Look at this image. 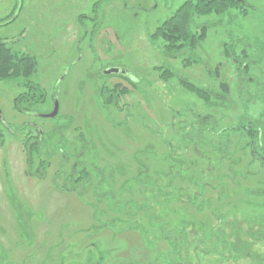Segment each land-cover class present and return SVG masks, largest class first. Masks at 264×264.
<instances>
[{"label": "rangeland", "instance_id": "374dc122", "mask_svg": "<svg viewBox=\"0 0 264 264\" xmlns=\"http://www.w3.org/2000/svg\"><path fill=\"white\" fill-rule=\"evenodd\" d=\"M185 1L0 0V38L36 57L30 80L47 94L23 113L25 78L0 81V264H264V164L246 130H226L264 128V0L197 17L206 38L175 54L154 34ZM229 43L248 57L243 92ZM182 79L226 83L232 101L208 104ZM185 229L176 250L165 233Z\"/></svg>", "mask_w": 264, "mask_h": 264}, {"label": "trees", "instance_id": "16d2710c", "mask_svg": "<svg viewBox=\"0 0 264 264\" xmlns=\"http://www.w3.org/2000/svg\"><path fill=\"white\" fill-rule=\"evenodd\" d=\"M242 0H186L182 3L175 13L170 16L168 19L163 21L156 29L154 37L160 38L162 37L165 42H167L166 50H172V53H175L181 46L184 45L189 46V48H195L197 43L202 39H205L207 36V30H203L202 33H198V31L193 29L195 25L197 17L217 14L223 15L229 8L234 6H241L242 9ZM196 28V27H195ZM203 28H207L203 26ZM232 43L226 45V56L231 58L238 65L239 69V83L238 88L240 92L246 90L247 83H249L253 78L246 77L245 74L248 73L249 63H247V55L244 54L242 56H236L234 51L232 50ZM178 53V52H177ZM176 54V53H175ZM37 68L36 57L28 54V53H20L14 50L8 43L0 38V81L1 80H19L21 78H25V82H21L20 85L23 86L26 91L19 94L15 99V109L19 111H23L26 113L25 109H22L21 103H26L29 106L37 105L38 103H43L46 100L47 94L44 88L41 85H37L33 83L30 78L35 73ZM168 69H166L167 71ZM166 74L162 77L165 78ZM183 85L193 93L197 94L201 97L206 103L213 104L218 107H226L229 103H231L232 98L229 95V87L226 83H221V90H216L214 88H206L198 86L189 80L182 79ZM115 93L106 92L101 96L102 105L105 104H113L115 103ZM28 107V106H27ZM28 113H32L29 111ZM210 115L203 116L201 120H199L198 125L202 126V121H210ZM7 123L0 116V145H3L5 142V133L3 131V127L7 126ZM226 130L229 131H241L246 130V134L249 136L250 143L249 146L251 148V154L255 161L260 160L264 164V128L260 125H256L254 121L248 120L244 125L239 126H231ZM42 134L39 133L36 139L33 137H28L25 142V149L27 154V161L29 168H33L34 154L42 152ZM38 168H47V165H42ZM85 176L83 178V174ZM44 172L40 171L36 173V176L43 177ZM45 176V175H44ZM76 177L74 182L76 184L79 183V187L84 182L86 183L90 178V173L88 170L83 169L79 171V173L74 175ZM87 178V180H86ZM85 179V180H84ZM84 180V181H83ZM78 187L76 186L73 190H76ZM252 192V191H251ZM167 240L172 241L176 250L181 248L183 240L187 239V230H172L165 233V237ZM237 241L239 240L238 235L236 236ZM185 262V259H184ZM187 262V261H186ZM188 264L189 261H188Z\"/></svg>", "mask_w": 264, "mask_h": 264}, {"label": "water", "instance_id": "95a60500", "mask_svg": "<svg viewBox=\"0 0 264 264\" xmlns=\"http://www.w3.org/2000/svg\"><path fill=\"white\" fill-rule=\"evenodd\" d=\"M104 72H105V74H119V75H125V76H127L129 74V72L125 68H118V67L109 68V69L105 70ZM58 112H59V102H58V99H56V103H55V107H54L53 112L46 115V117L54 118L55 116L58 115ZM1 114L2 113L0 111V116H1Z\"/></svg>", "mask_w": 264, "mask_h": 264}, {"label": "flooded vegetation", "instance_id": "af4514ba", "mask_svg": "<svg viewBox=\"0 0 264 264\" xmlns=\"http://www.w3.org/2000/svg\"><path fill=\"white\" fill-rule=\"evenodd\" d=\"M3 23H4V22H3ZM9 23H10V22H9ZM4 24H8V23H4ZM109 68H111V67H107L106 69H104V71L107 70V69H109ZM104 71H103V72H104ZM122 77H123V78H124V77H125V78H128V76H125V75H123ZM31 124H32L33 126H35L37 129H39V128L34 124V122H31Z\"/></svg>", "mask_w": 264, "mask_h": 264}]
</instances>
